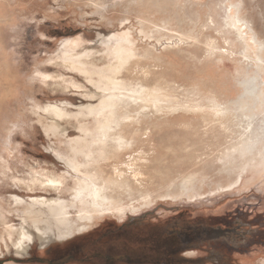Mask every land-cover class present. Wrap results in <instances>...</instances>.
<instances>
[{
	"label": "rangeland",
	"instance_id": "374dc122",
	"mask_svg": "<svg viewBox=\"0 0 264 264\" xmlns=\"http://www.w3.org/2000/svg\"><path fill=\"white\" fill-rule=\"evenodd\" d=\"M123 36L134 56L115 81L143 86L145 99L115 90L124 98L99 110L113 92L99 89L114 76L109 45ZM67 50L91 51L94 63L70 66ZM263 67L264 0H0V264H49L50 249L75 246L86 257L98 229L127 222L198 226L178 264H264ZM49 106L66 116L56 123ZM104 115L117 119L106 129ZM106 135L131 143L115 150L112 139H96ZM250 136L256 151L241 147ZM74 155L80 171L67 163ZM91 167L121 181L114 194L137 211L96 216L69 238L9 255L8 227L24 224L34 197L61 199L78 222L75 187ZM33 172L63 182L52 194L30 192L20 180ZM81 261L67 264H100Z\"/></svg>",
	"mask_w": 264,
	"mask_h": 264
},
{
	"label": "bare ground",
	"instance_id": "6f19581e",
	"mask_svg": "<svg viewBox=\"0 0 264 264\" xmlns=\"http://www.w3.org/2000/svg\"><path fill=\"white\" fill-rule=\"evenodd\" d=\"M229 17L231 19V24L234 28V31L239 36L241 35L242 37L241 39L245 40V43L247 44L248 48L253 49L254 45H251L249 42L250 37L248 36V32L236 22L237 19L235 20V15L233 13H230ZM127 43L129 44L131 43L130 38H128L127 36H123L120 38H116L109 45V48L110 49L114 48L115 52H114V56L112 60L109 62V64L106 65V67H109L112 69L114 76L113 75L107 76L104 79L105 87H100L99 89L101 91L113 90V92L111 95L101 100L99 104V110H104L109 107L117 106V104L119 103L117 100L121 96L123 98L124 96L126 97L128 96V98L133 100L134 102H136L139 99H143V100L145 99L142 96H139L140 94H143L146 92V89L143 86L137 88V85H138L137 84L135 85L136 87H129L127 83L126 84L118 83L117 81H115V75L121 72V67L123 65L122 63H125L126 61L130 60L134 56V53L132 52V47ZM257 44L258 43L255 42L256 46H258ZM259 46L257 48H259ZM257 48L255 50H257ZM66 53L69 54L70 56L69 58L65 60V62L70 66L83 67L87 65L88 62L94 63L95 54L91 51L85 52L83 55H81V58H79V56L76 55L73 51L67 50ZM257 58L259 61H262L260 60V57L258 56V54H257ZM115 90L120 91L119 94L122 92V90H125L128 92L130 91L132 95L125 94V93H123L124 96L119 95L115 92ZM93 96L95 95L93 94ZM128 102L129 101H127V104ZM47 110H48V113L55 118L56 123H59V120H58L59 118H64L66 116V112L57 106H49ZM121 119L120 121H122ZM116 120L111 119L110 116L104 115L103 120H102L105 124V126L103 125L104 129H106L107 127L108 128L111 127L110 123L112 121L116 122ZM96 137H97L96 139H99L102 141H105L108 138L112 139L114 143H112L111 146L112 148H115V150L117 148L128 146L131 143L130 140H128L126 136H107L106 135V136H96ZM254 140H256V138L254 139L253 136H250L248 138L246 137V140L241 146L242 149L244 148L245 150H247L249 148V152H251L252 149L253 151L254 150L256 151V149L253 148L254 142H255ZM76 149L83 150L84 148L82 147L78 149L77 147H75L74 150ZM258 149H260V147H258ZM258 149L257 151H259ZM88 150L90 151V149ZM260 151L262 152V150ZM85 154L86 156L91 155V153L89 152L88 153L85 152ZM105 158L106 156L103 154L99 155L98 157H95L96 161H101V160H104ZM67 163L70 167L75 169V171L81 170L80 166L82 165V163L80 162V160L77 158L76 155L70 156L67 160ZM86 166H88V163ZM91 168L92 169L86 172L87 177L80 178L78 185L75 187V198L77 199V201L80 202V204L77 205L78 207L77 212L79 214L77 217L78 219L76 221L78 222L73 223V220L71 221V219L69 218L70 211L68 210L70 205L65 203L61 199L54 198V197L48 198L47 196L34 197L32 198L31 203L26 204L27 207L24 210L25 212L24 224H22V226L19 228L14 227L13 225L8 227L9 236H10V243L9 241L7 243V246L8 247L10 246L9 248L10 252L8 253L9 255H15L18 258H23V257L28 256L29 250L34 245L37 244L36 241L39 242V245L41 248H45L55 242L69 238L70 235L73 234V232H76L77 230H79L78 232H82L88 227H90V224L93 223V220L96 216H106V215L113 214L116 211L123 212L124 214L127 209L132 210V211H137L139 205L136 206L137 204L136 205L124 204L121 200L123 198L120 197L121 194H118V193L114 194L116 187L121 184V181H119L118 179H115L114 177L112 178L110 176L104 177L103 171L100 170L99 167L98 168L91 167ZM29 180L30 181L28 182L25 180H20V182L24 183L26 189L30 192H36L37 189H39L40 191H46L50 193L52 191H58L61 183L63 182V180L56 174H50L48 176H43V174L39 172H33V175L31 179ZM99 180H102V182H99ZM14 199L17 204L23 205L24 203L23 198L21 199V197L16 196L14 197ZM27 218H29L31 222H28ZM75 224H77L78 227L74 231L73 226Z\"/></svg>",
	"mask_w": 264,
	"mask_h": 264
},
{
	"label": "trees",
	"instance_id": "16d2710c",
	"mask_svg": "<svg viewBox=\"0 0 264 264\" xmlns=\"http://www.w3.org/2000/svg\"><path fill=\"white\" fill-rule=\"evenodd\" d=\"M187 226L167 228L151 223L138 226L136 222L105 225L90 238L86 257L81 262L178 264L177 256L194 244L202 233L198 226Z\"/></svg>",
	"mask_w": 264,
	"mask_h": 264
},
{
	"label": "flooded vegetation",
	"instance_id": "af4514ba",
	"mask_svg": "<svg viewBox=\"0 0 264 264\" xmlns=\"http://www.w3.org/2000/svg\"><path fill=\"white\" fill-rule=\"evenodd\" d=\"M83 258L84 257L75 246L64 248L62 250H51L46 259H48V261L50 262L49 264H67L77 259L82 260ZM29 259H33V257H30Z\"/></svg>",
	"mask_w": 264,
	"mask_h": 264
}]
</instances>
